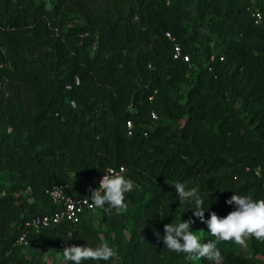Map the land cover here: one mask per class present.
I'll return each instance as SVG.
<instances>
[{
  "label": "trees",
  "instance_id": "16d2710c",
  "mask_svg": "<svg viewBox=\"0 0 264 264\" xmlns=\"http://www.w3.org/2000/svg\"><path fill=\"white\" fill-rule=\"evenodd\" d=\"M263 9L264 0H0V264H32L22 234L62 254L107 243L116 264H215L170 252L163 225L191 219L201 243L215 240L173 182L198 188L205 220L235 210L225 203L234 193L264 199V26L253 18ZM120 167L138 185L126 212L92 207L76 223L25 226L59 209L52 186L90 202ZM94 213L111 228H93ZM246 245L219 242L221 264H264V241Z\"/></svg>",
  "mask_w": 264,
  "mask_h": 264
},
{
  "label": "clouds",
  "instance_id": "9594fccd",
  "mask_svg": "<svg viewBox=\"0 0 264 264\" xmlns=\"http://www.w3.org/2000/svg\"><path fill=\"white\" fill-rule=\"evenodd\" d=\"M126 168L120 167L118 171L107 169L99 182V186L91 189L90 205L93 208L103 209L105 213L122 214L127 211L125 194L137 188L131 179L125 176ZM179 200L191 201L194 204L193 216L206 223L208 232L215 237L206 243H201L200 238L190 230L194 221L181 220L178 223L163 225V245L175 253H184L187 261L207 259L221 264L222 256L217 244L221 241H234L240 246H247L248 238L264 241V199L253 200L250 196L233 194L225 200L226 204H234L235 210L226 216L220 217L215 212H210L205 220L204 199L199 194L197 187L188 188L185 183L173 182ZM61 194L60 190L57 195ZM117 250L107 243L96 247L70 245L63 248V259L72 264H83L84 261H108L116 258Z\"/></svg>",
  "mask_w": 264,
  "mask_h": 264
},
{
  "label": "built area",
  "instance_id": "2783aa9c",
  "mask_svg": "<svg viewBox=\"0 0 264 264\" xmlns=\"http://www.w3.org/2000/svg\"><path fill=\"white\" fill-rule=\"evenodd\" d=\"M253 18L255 23H261L264 26V16L262 13L255 11L253 12ZM178 49L174 48V56H177ZM186 60V57H183ZM150 116L155 118V114L151 113ZM130 126L129 123H127ZM67 186L66 185H54L48 190L46 193L50 200L59 205V209L50 213L38 215L31 218L29 221L25 222V226L33 229L35 231L48 227L54 224H57L61 221L76 223L79 220L80 215L85 210L92 209L90 202L86 198H76L66 193ZM60 190L61 194L58 196L57 191ZM17 243H25L24 242V234L20 235L17 238Z\"/></svg>",
  "mask_w": 264,
  "mask_h": 264
},
{
  "label": "rangeland",
  "instance_id": "374dc122",
  "mask_svg": "<svg viewBox=\"0 0 264 264\" xmlns=\"http://www.w3.org/2000/svg\"><path fill=\"white\" fill-rule=\"evenodd\" d=\"M264 12V9H263ZM99 215L94 213L90 219V225L96 230H105L111 227H107L105 223L99 221ZM127 224L123 222L120 225V229L125 234ZM194 234L199 235L200 229L197 227V224L194 225ZM113 233V232H112ZM101 237V235H100ZM20 252L22 253L23 258L32 264H65L63 259V254L57 251L53 246L47 243H41L39 246H33L29 242L22 243L20 245ZM258 259L264 261V256H257ZM116 260H109V264H116Z\"/></svg>",
  "mask_w": 264,
  "mask_h": 264
}]
</instances>
